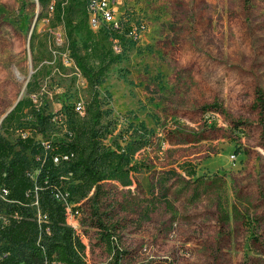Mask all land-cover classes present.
<instances>
[{
	"label": "rangeland",
	"instance_id": "374dc122",
	"mask_svg": "<svg viewBox=\"0 0 264 264\" xmlns=\"http://www.w3.org/2000/svg\"><path fill=\"white\" fill-rule=\"evenodd\" d=\"M116 7L124 23L144 29L114 44L119 60L97 86L106 143L147 136L134 161L148 169L131 187L107 183V196L68 218L88 264L112 262L105 232L113 234L121 264H264V138L254 107L255 89L264 91V0H117ZM46 16L33 0H0V135L13 144L19 131L4 133L1 122L17 101L30 97L57 121L37 137L54 142L68 133L65 110L90 100L65 30L53 25L54 15L43 22ZM72 38L82 45L80 34ZM211 104L226 115L207 110ZM23 154L35 176L39 157ZM185 167L194 172L191 181L209 188L192 199L195 184L178 198L173 187L168 208L158 191L152 195V179L170 168L188 179ZM217 193L227 223L220 222ZM91 207L107 231L96 226Z\"/></svg>",
	"mask_w": 264,
	"mask_h": 264
},
{
	"label": "trees",
	"instance_id": "16d2710c",
	"mask_svg": "<svg viewBox=\"0 0 264 264\" xmlns=\"http://www.w3.org/2000/svg\"><path fill=\"white\" fill-rule=\"evenodd\" d=\"M44 5L45 0H40ZM67 35L66 48L82 77L91 90L90 100L65 110L69 130L65 139L58 141H38V136L52 133L57 126L53 117L46 115L32 98L18 101L14 109L1 122L4 133L19 131L15 144L5 135H0V187L9 190L10 203L0 206L5 215L0 223V264H88L86 245L78 229L68 224L70 216L79 217L84 205L95 204L109 194L106 184L116 183L120 187H131L134 175L146 165L135 162V156L148 145L147 136H135L125 146L114 140L106 143L109 136L108 123L103 122L104 112L97 86L109 67L118 62L119 56L113 52L117 41H123L131 28L125 22L121 31L101 29L93 32L87 26L83 11L70 5L64 13L54 14V26L62 23ZM73 34H80L82 45H76ZM130 39V38H128ZM35 91L33 83H28L27 93ZM254 107L258 111L264 138V91L255 89ZM208 109L226 112L216 104ZM188 141L180 142L181 144ZM16 148L19 150L17 151ZM31 151L38 158V173L33 176L27 158L23 153ZM183 165V164H182ZM186 177L176 168H170L152 179L151 193L159 192L164 204L169 208V193L179 197L192 187V199H199L206 182L191 181L194 172L184 168ZM218 188V183L210 181ZM205 190V191H206ZM216 196L220 222H229V215L223 197ZM38 198L42 220L39 223L32 202ZM98 219L96 226H106L99 216V210L91 207ZM107 231V230H106ZM102 239L112 254L110 264L122 263V252L113 234L105 232Z\"/></svg>",
	"mask_w": 264,
	"mask_h": 264
},
{
	"label": "built area",
	"instance_id": "2783aa9c",
	"mask_svg": "<svg viewBox=\"0 0 264 264\" xmlns=\"http://www.w3.org/2000/svg\"><path fill=\"white\" fill-rule=\"evenodd\" d=\"M36 4L37 8L41 7L40 0H33ZM73 5L75 8L79 9V11H83L85 14V19L87 26L93 32H97L101 29L107 30H114V31H121L124 28V20L123 15H116V5L117 0H45L44 3V10L48 16L54 15L56 11L61 10L64 11L70 6ZM46 16L43 22L46 24L50 23V20ZM62 23L59 25L60 28H64V20L63 15L61 16ZM131 28L127 34L130 38H137L141 35L144 26L143 25H136L131 24ZM82 106L79 105L78 109ZM9 197V190L5 187H0V206L5 203H10ZM32 206L36 210L38 222H41V211L39 208V202L37 196H35V200L32 202ZM5 215L0 212V223L4 222ZM1 255H0V262H1Z\"/></svg>",
	"mask_w": 264,
	"mask_h": 264
},
{
	"label": "water",
	"instance_id": "95a60500",
	"mask_svg": "<svg viewBox=\"0 0 264 264\" xmlns=\"http://www.w3.org/2000/svg\"><path fill=\"white\" fill-rule=\"evenodd\" d=\"M18 103V101L16 102V104ZM16 104L13 106V108L12 109H10L8 112H7V114L2 118V120L8 115V113H10L13 109H14V107L16 106Z\"/></svg>",
	"mask_w": 264,
	"mask_h": 264
}]
</instances>
